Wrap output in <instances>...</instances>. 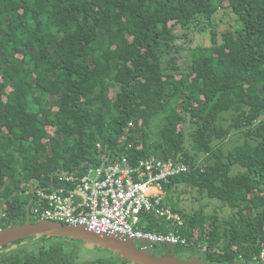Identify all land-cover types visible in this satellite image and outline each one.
<instances>
[{"label": "trees", "instance_id": "16d2710c", "mask_svg": "<svg viewBox=\"0 0 264 264\" xmlns=\"http://www.w3.org/2000/svg\"><path fill=\"white\" fill-rule=\"evenodd\" d=\"M225 3L240 27L221 43L212 32L210 48L193 47L191 34L212 26ZM160 25L181 30L177 44L164 48ZM184 53L191 64L180 75ZM165 55L173 57L163 67ZM238 131L244 154L213 149ZM158 156L191 168L170 179L167 196L186 185L232 212L183 215L174 231L186 244L170 253L264 264V0H0V231L27 216L38 222L32 186L63 188L59 178H80L101 158L137 167ZM170 226L141 216L145 232L167 235ZM79 244L20 240L0 248V264H128L101 249L109 257L79 263Z\"/></svg>", "mask_w": 264, "mask_h": 264}, {"label": "built area", "instance_id": "2783aa9c", "mask_svg": "<svg viewBox=\"0 0 264 264\" xmlns=\"http://www.w3.org/2000/svg\"><path fill=\"white\" fill-rule=\"evenodd\" d=\"M101 159L100 166L88 168L80 178H59V183L70 188L51 192L33 188L32 212L38 222L83 229L95 236L131 243L152 254H172V248L184 247L185 241L174 231L183 227V220L165 201L164 186L172 178L189 174L191 168L159 156L140 162L137 167L124 157L113 164ZM142 215H152L169 228L173 224V232H145Z\"/></svg>", "mask_w": 264, "mask_h": 264}, {"label": "rangeland", "instance_id": "374dc122", "mask_svg": "<svg viewBox=\"0 0 264 264\" xmlns=\"http://www.w3.org/2000/svg\"><path fill=\"white\" fill-rule=\"evenodd\" d=\"M213 23L212 26L207 27L206 31L203 33H192V46L193 47H200V48H210L211 47V33H215L217 35L218 43H221L222 41V35L227 32H235L239 27V23L236 20V17L233 16L230 9L227 7V4H224V7L222 9H219L215 16H213ZM208 21L203 20L204 25H207ZM179 31V32H177ZM159 32L162 35L163 38V45L164 48H169L175 44H177L178 36L181 34L180 29H176L172 25H160L159 26ZM88 39H92V37H89ZM179 60H177V65L179 66V74L185 75L189 71V67L191 64V56L189 53H184L182 55H179ZM173 55H165L163 58V67H166L168 62L171 61ZM38 85L42 88H45L47 90H51V83L47 80L40 79L38 80ZM224 127L227 126V124L223 125ZM244 130V129H243ZM181 131L184 133L185 137V148L187 151L190 150L191 145V136L193 132V128H191L188 124H185ZM242 131V130H240ZM125 142V137H123V140L120 141V143ZM213 149H221L224 152H227L229 150H236L241 152V154H244V148H243V136L238 132H232V134L222 141H217L213 145ZM181 158V157H178ZM34 187L32 186L31 189ZM179 189L171 194H166V197H172V206H176L178 211L181 213L178 214L179 216L183 215H193L194 213H197L200 209L204 208V214L207 216H211L215 214L218 219H227L232 215L231 210L226 207H222L219 203L215 201H209L206 198H200L198 196V192L195 189L187 188L186 185H181L178 187ZM168 205H171V203L168 200H165ZM177 202V203H176ZM183 220V218H182ZM184 225V220H183ZM81 250L79 251V263H85V262H91L94 259H96L98 256L102 257H109L106 253L100 252L98 249L87 247L85 248L82 243L79 244ZM22 246L28 247L29 250H32L36 247V243L32 242H24ZM13 248V247H12ZM5 251V250H4ZM173 255V254H172ZM157 258H162L163 253L159 252L156 255ZM178 260L188 261L189 258V251L188 249H185L180 251V253L175 256Z\"/></svg>", "mask_w": 264, "mask_h": 264}, {"label": "water", "instance_id": "95a60500", "mask_svg": "<svg viewBox=\"0 0 264 264\" xmlns=\"http://www.w3.org/2000/svg\"><path fill=\"white\" fill-rule=\"evenodd\" d=\"M44 237L72 240L82 243L85 248L90 247L105 250L126 260L128 264H201L199 259L183 261L178 260L172 254H164L162 258H157L155 254L142 252L131 243L95 236L79 228L42 222L33 224L29 216H27V222L24 225L0 231V248L12 245L20 240L29 238L39 240ZM12 247L14 249L16 246Z\"/></svg>", "mask_w": 264, "mask_h": 264}, {"label": "flooded vegetation", "instance_id": "af4514ba", "mask_svg": "<svg viewBox=\"0 0 264 264\" xmlns=\"http://www.w3.org/2000/svg\"><path fill=\"white\" fill-rule=\"evenodd\" d=\"M9 246L12 248V246H11V245H9ZM5 251H6V250H5ZM163 252H165V251H162V253H163ZM158 253H159V252H158Z\"/></svg>", "mask_w": 264, "mask_h": 264}]
</instances>
